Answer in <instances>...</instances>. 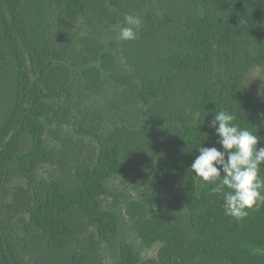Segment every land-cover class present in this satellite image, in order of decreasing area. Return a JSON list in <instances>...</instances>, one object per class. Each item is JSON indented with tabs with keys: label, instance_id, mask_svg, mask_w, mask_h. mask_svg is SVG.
I'll use <instances>...</instances> for the list:
<instances>
[{
	"label": "trees",
	"instance_id": "16d2710c",
	"mask_svg": "<svg viewBox=\"0 0 264 264\" xmlns=\"http://www.w3.org/2000/svg\"><path fill=\"white\" fill-rule=\"evenodd\" d=\"M159 1L0 0V204L18 209L21 245L35 228L53 244L51 264H264V203L229 216L190 168L199 144L220 147L219 110L264 146V0H169L157 15ZM125 14L142 19L135 40H118ZM108 85L136 98L95 113L91 96ZM165 102V118L151 114ZM119 124L138 133L134 158L112 135Z\"/></svg>",
	"mask_w": 264,
	"mask_h": 264
},
{
	"label": "clouds",
	"instance_id": "9594fccd",
	"mask_svg": "<svg viewBox=\"0 0 264 264\" xmlns=\"http://www.w3.org/2000/svg\"><path fill=\"white\" fill-rule=\"evenodd\" d=\"M142 27V19L125 14L119 26L118 40H135ZM217 136L216 146L199 144L198 152L190 168L195 176L213 185L211 192L222 197L227 215L243 218L248 210L264 203V146H259L261 137L252 130L241 127L237 115L219 110L211 120Z\"/></svg>",
	"mask_w": 264,
	"mask_h": 264
},
{
	"label": "rangeland",
	"instance_id": "374dc122",
	"mask_svg": "<svg viewBox=\"0 0 264 264\" xmlns=\"http://www.w3.org/2000/svg\"><path fill=\"white\" fill-rule=\"evenodd\" d=\"M161 4H163L164 6H168L169 4H170V2H169V0H162V1H159V2H157L156 3V5H155V8L153 9L154 10V12L157 14V15H161L160 14V12H161V8H162V6H161ZM181 5V3H179L178 5H176L175 6V9H177L179 6ZM140 5H138V3H134L133 5H132V8H134V9H136V8H138ZM190 8H192V5H190ZM165 8H163L162 10H164ZM179 9V8H178ZM167 10H169V9H167ZM180 11V10H179ZM98 17V16H97ZM158 29H159V32L155 35V36H157V35H162V34H159L162 30H163V28H161V27H157ZM159 37V36H158ZM158 37H156L155 39H154V42H155V47H157L156 46V44H157V42L159 41V38ZM130 45H132L131 47L133 48V49H136L137 48V46L136 45H134V43H131ZM138 45V44H137ZM154 44L153 43H147V42H142L140 45H139V47H141L142 48V50H146V51H148L152 46H153ZM161 46H158L159 48H161V49H163V48H165V47H169L170 46V44H167V42H166V40L163 38V42H161V44H160ZM139 47L137 48V50H136V52L138 51V49H139ZM160 49V50H161ZM75 52H80V50L79 49H77V48H73L72 49V53L74 54ZM145 66H149V65H145ZM150 67V69H151V66H149ZM79 76V75H78ZM254 76H255V78L258 80V74L257 73H254ZM180 82V81H179ZM179 82H177V83H175V84H173L172 86H170L169 87V91L168 92H171L173 95V97H175L177 100H179V93L178 92H180L179 91V89H178V87H180L181 86V84L179 83ZM176 86V87H175ZM111 85H108L107 87H105V88H103V90H102V92H100L99 90H97V91H95L94 92V94L91 96V101L93 102V103H95L96 104V107H93V109H92V111H94L95 113H100V114H106L105 112H104V110L102 111L101 109H100V107L102 106L103 108H106L107 107V104H108V102H110V100H114L113 98H114V96H116L115 98L116 99H121V100H125L124 102H125V104L126 103H128L129 102V96H132V98L135 96V92L134 91H132L131 93H129V95L124 99L123 97H120V96H118V91L120 90V88H119V90H112L111 89ZM263 92H264V87L261 89ZM111 94V95H110ZM136 97H134V99H135ZM175 98L172 100V104H174L173 103V101L175 100ZM175 104H177V102H175ZM170 105H171V102H165L164 103V105H162L160 108L159 107H157V108H154L153 110V112L151 113V114H155V113H159L161 116H162V114H164V118H165V115L167 114V110H168V108L170 107ZM141 106V103L139 102V101H137V103H136V107H138L139 109H141V112H140V118H139V120L140 121H143V120H150L152 117H150V116H148V117H145V116H143L144 114V112H146V110H148L147 109V107L146 106H142V107H140ZM172 109V108H171ZM138 111L139 110H137V114H138ZM156 115V114H155ZM140 121H138V123H139V126H141L142 125V123L143 122H140ZM152 122V124H161V122L160 121H158V120H153V121H151ZM151 122H150V124H151ZM124 125H126V124H124ZM115 127V128H114ZM124 127V126H123ZM123 127L121 126V124H119L118 126H115V125H113V126H111V129L112 128H114V130H115V132H113L112 133V135H114L115 136V140L119 143V144H122L123 146H127V150L128 151H131L129 154H132V157L134 158V156L136 157L139 153H137L136 151H135V149H136V144H137V142H135L136 141V139L138 138V136H136L135 134H138V133H135V134H128V133H130V132H132L131 131V129H126V130H124L123 129ZM142 129H143V127H142ZM141 127H138L137 129H136V131L135 132H141ZM122 130H124V131H122ZM108 135H109V133H108ZM141 144L143 143H145L144 141H141L140 142ZM144 156H142V158H143ZM143 160V159H142ZM142 160L138 163L139 164V166L140 167H142L140 170H141V172L144 174V172H145V169H148V167L150 166V164H151V162H144L143 163V166H142ZM51 173H53L52 171H50ZM134 194L136 195V196H138V197H140L139 195H137V193L136 192H134ZM141 198V197H140ZM125 208V207H124ZM100 252H101V249H100ZM62 253V251L59 253V254H61ZM153 254H155L156 255V251L153 253ZM69 255L70 256H73V257H77V258H81L83 255H84V253L82 252V248H75V249H73V250H71V252L69 253ZM64 256L63 255H61L60 256V258H63Z\"/></svg>",
	"mask_w": 264,
	"mask_h": 264
},
{
	"label": "flooded vegetation",
	"instance_id": "af4514ba",
	"mask_svg": "<svg viewBox=\"0 0 264 264\" xmlns=\"http://www.w3.org/2000/svg\"><path fill=\"white\" fill-rule=\"evenodd\" d=\"M5 201V199H3ZM6 207L3 206V203L0 204V235H3V239L1 243L7 244L4 249H1L0 257L4 258L6 255H8V252L10 254L16 255V258H19L21 261V264H24L23 259L24 256L26 257V264H49V261L51 259L56 258L55 255V249L51 247L52 245L47 244L45 242V239L40 240L41 237H43V234L40 233L38 228L33 229L34 234L33 238L26 244L21 245L23 243V237L24 232L23 229L20 227V223L17 218L15 217L18 213V209H16L15 212H11L10 214L6 213ZM38 240L41 243H38V245H41L38 250L35 249V246L38 242ZM36 242V243H35ZM9 244H14L15 247L11 249L9 247ZM44 250L49 251L47 255L46 253H43ZM53 253V254H52ZM154 253V252H153ZM151 253L149 255L150 258H155L157 256ZM107 257V264H112L114 260L110 258V256L106 255ZM13 258L12 256H9ZM5 260V258H4ZM55 262V261H54ZM67 263V262H66ZM51 264V261H50ZM53 264V262H52ZM65 264V263H64Z\"/></svg>",
	"mask_w": 264,
	"mask_h": 264
}]
</instances>
